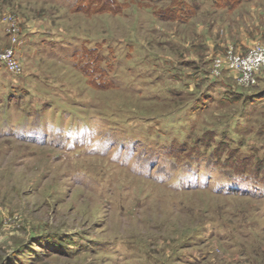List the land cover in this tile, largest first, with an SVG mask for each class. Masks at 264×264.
<instances>
[{"label": "rangeland", "instance_id": "obj_1", "mask_svg": "<svg viewBox=\"0 0 264 264\" xmlns=\"http://www.w3.org/2000/svg\"><path fill=\"white\" fill-rule=\"evenodd\" d=\"M79 1L0 0V264H264V0Z\"/></svg>", "mask_w": 264, "mask_h": 264}, {"label": "trees", "instance_id": "obj_2", "mask_svg": "<svg viewBox=\"0 0 264 264\" xmlns=\"http://www.w3.org/2000/svg\"><path fill=\"white\" fill-rule=\"evenodd\" d=\"M101 1L104 2L103 4H105V6L108 5L106 10L114 11L115 8L118 7L117 5H112L111 1H109V0H108V2H107V0H101ZM177 1H179V0H177ZM94 2H95V0H80L79 1L80 6L82 5V8H84L83 5H87L89 3L92 5ZM213 2L215 5L221 6V5H227V4L231 5L234 3V0H213ZM177 3L178 2H175L172 6L168 7V10H166V14H168L167 17H169V18L171 17V18L177 19V20H183V18L194 14L196 11V6H194V5H180V4L177 5ZM80 6H78V7H80ZM182 6L189 8V12L186 13L185 10L182 8ZM89 8H91V7L88 6V9ZM98 10H101V9H98ZM156 13H158V15L160 17L162 16V13L160 11H156Z\"/></svg>", "mask_w": 264, "mask_h": 264}, {"label": "built area", "instance_id": "obj_3", "mask_svg": "<svg viewBox=\"0 0 264 264\" xmlns=\"http://www.w3.org/2000/svg\"><path fill=\"white\" fill-rule=\"evenodd\" d=\"M3 56V55H2ZM12 54L10 52L7 53V55L3 56V60L6 62V64L8 65V67L11 70H16L15 67V60L11 59ZM250 64L254 65V66H262V64L264 65V45L263 44H259L255 47L254 50V55L252 58L248 59ZM246 61H240L239 59L235 58L234 60H231L229 64H227V66L225 67L227 70H241L243 73L247 72V69L245 68L246 64H249Z\"/></svg>", "mask_w": 264, "mask_h": 264}]
</instances>
